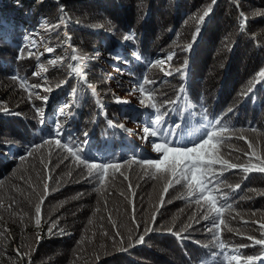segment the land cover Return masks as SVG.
Masks as SVG:
<instances>
[{
	"label": "trees",
	"instance_id": "16d2710c",
	"mask_svg": "<svg viewBox=\"0 0 264 264\" xmlns=\"http://www.w3.org/2000/svg\"><path fill=\"white\" fill-rule=\"evenodd\" d=\"M211 2L0 0V264H202L206 253L217 251L212 235L205 229L207 221L194 224L185 233L191 238L183 241L167 231L169 227L173 232L180 230L197 212V206L180 198L186 195L182 185L173 184L164 192V181L145 175L142 166L131 162L134 157L157 156L150 142L154 138H148L147 151L131 134L125 135L123 129L113 126L125 125L122 121L132 122L141 130L145 126L153 110L141 106L139 93L129 88L146 75L156 81L149 87L160 90L158 100L174 99L175 90L181 84L186 86L195 106L193 123L201 105L212 116H222L232 107L233 112L227 113L224 120L235 131L225 134L233 138L219 146L221 153L240 164L249 162L244 152L254 150L264 158V80H254L264 69V15H253L264 13V0H216L191 50L184 51L197 27V21L190 17L202 15ZM241 11L246 17L244 32L239 28ZM61 16L66 23L50 30ZM130 32L135 33L134 42L124 40ZM36 33L43 35L38 46L31 38ZM66 36L71 37L77 53L87 58V78L98 95L82 88L70 74L71 50L63 43ZM47 47L54 51L47 52ZM171 52L176 53L169 62L172 69L187 61L185 77L176 72L166 76L160 67L148 66ZM54 58L63 59L53 66L49 60ZM162 67L167 69L169 64ZM36 70L38 75H33ZM14 75L26 78L28 85L46 81L52 90L37 88L35 92L48 96L47 103L35 96L29 101L28 91L20 87V80L12 79ZM65 80L67 83L57 87ZM250 86L253 92L240 95ZM74 87L80 89L76 95L72 93ZM117 97H133L134 102L121 106L115 102ZM66 104L70 107L61 114L59 109ZM33 105L42 109L43 124L38 122ZM180 106L183 109V100ZM184 115L187 110L169 109L165 120L168 125L182 123ZM57 120L63 126L64 140L87 141L83 155L90 162L120 163L128 179L118 172L113 174L111 169L103 185L86 179L85 166L54 144L28 156L26 148L40 143ZM109 120L114 124L109 125ZM239 136L244 139L236 138ZM247 142L253 144V149H248ZM21 155L25 160L18 158ZM62 156L68 159L61 163ZM250 162L259 163L255 157ZM224 179L226 184H240L235 192L222 187L233 205L224 218L234 231L221 226V239L227 245L225 251H229L238 244L252 245L248 236L261 238L264 173L245 174L236 168L225 172ZM37 204L41 207L39 227L35 224ZM153 214L155 222L151 220ZM53 221L57 222L53 231L62 229L65 235L48 234ZM149 226L159 230L149 233L144 243L128 247L129 234L138 237ZM122 238L126 251L121 250ZM205 244L209 247H202ZM261 248L256 245L239 249L241 264L247 256H261L254 264H264Z\"/></svg>",
	"mask_w": 264,
	"mask_h": 264
},
{
	"label": "snow or ice",
	"instance_id": "6c2138e0",
	"mask_svg": "<svg viewBox=\"0 0 264 264\" xmlns=\"http://www.w3.org/2000/svg\"><path fill=\"white\" fill-rule=\"evenodd\" d=\"M216 0H212L211 4L203 11L202 15L194 14L190 19L197 21V27L195 33L192 36L191 42L184 45V51H190L193 43L196 40V36L199 34L201 28L200 26L205 21V18L213 11V5H215ZM238 6V5H237ZM60 11L63 13L64 9L61 6ZM253 15H264V13L256 12ZM239 28L241 32L246 31V17L245 14L241 11L239 13ZM66 23L64 16L59 18V23L51 25L50 30H56L61 28ZM187 23V21L185 22ZM126 42L135 41V33L130 32L124 36ZM71 37L66 36L65 41L68 45V48L71 50V55L69 57L70 63L68 64V69L70 74L77 78L81 82V86L86 87L94 95H98L96 86L88 81L87 78V64L86 57L77 53V50L70 43ZM22 51V50H21ZM46 51L52 53L54 48L47 47ZM32 55V53H29ZM111 55V54H110ZM133 55L139 60L141 56L138 53H133ZM176 55L175 52L169 53L164 60H155L149 62V67H160V70L164 72L166 76H171L173 72L179 73L181 77L186 76L187 71V61L179 67L172 69L170 63L173 57ZM22 58L18 56V59ZM119 59L117 55L115 57ZM63 58H54L49 60V64L55 66L61 62ZM164 64H169V68L165 69L162 67ZM46 71V69H43ZM33 75H38V73H33ZM135 75V74H130ZM13 80H20V87L25 88L28 91V99L32 100L33 96L37 99L43 100L45 103L48 101V96H40L38 92H35V89L42 88L43 91L49 92L52 89L46 86L45 84H34L28 85L27 79L24 77H19L14 75ZM255 82L259 83L264 80V69H261L256 76L254 77ZM67 83V81H61L57 87L62 84ZM156 81L149 79L146 75L137 79L136 84L133 87L134 92L139 93V104L143 107L150 108L152 113L149 115V119L145 121V126L142 128L143 136L141 139L148 141L149 137L154 138L150 142L152 143L153 150L158 155L151 157L145 155L140 159H135L131 161L132 163L139 164L143 167L145 175H151L153 179H159L165 182L164 192L168 191V188L173 186V184L182 185L186 190V195L181 196L182 199H187L189 204H195L197 206V212H194L190 217L189 221L182 226V228L176 232H173L172 227L167 228L168 232H172L178 239L181 241L190 239V235H185L189 233V230L193 229L194 224H200L202 221H207L205 224V229L208 233L212 235L213 241L216 243L217 251L206 253L205 259L202 261V264H209V258L211 259V264H241L242 254L239 252V249L246 248L250 246L260 245L262 246L261 252L264 253V223H261L259 230L261 231V238H255L248 236L247 239L252 241V245L247 244H238L235 248L225 251L227 245L221 239V226H223L227 231H234L229 227V222L224 218V213L230 211L233 205L229 202V194L222 191L223 188H228L232 192H235L236 189L240 188V184L237 183L235 186L226 184L224 179V173L232 169L240 168L243 173L247 174L252 171H258L264 173V158L257 155L253 150L251 153L244 152L243 155L249 157V162L247 164L234 163L231 159L225 158V156L220 151V145L225 144L227 140H231L233 137L231 135H225L230 131H235L230 128L229 124L224 120V116L227 113H232L233 108L229 107L226 113L222 116H212L208 112V109L200 106L199 112L195 114V122L193 123V109L195 106L192 104L190 97L188 96L187 88L184 84H181L179 88L175 90L174 99H157V93L159 89L156 87H149L150 85H155ZM27 85V87H26ZM80 89L73 88L72 93L76 95ZM253 92V87L250 86L247 88V91L240 93V95L247 96L249 93ZM161 95H167L166 93H161ZM184 101L183 109H181L180 101ZM116 103H128V101L121 100L119 97L115 100ZM98 103L102 102L98 101ZM69 105H64L59 109L61 114L69 108ZM35 109V116L38 119L40 124L44 123L43 120V111L41 108L33 105ZM165 109L164 111H161ZM169 109L174 111H184L187 110V115L183 116V122H173L171 125H168L165 117L169 114ZM7 112V109H4ZM18 115V113H16ZM112 121L109 120L108 124L112 125ZM124 131L130 132V129H127L126 126L121 123L116 125ZM84 136H87V132L84 133ZM64 130L60 121H54L53 126L48 130L47 135L42 137L40 143L31 144L26 148V154L31 156L34 151L44 147L45 145L51 146L55 145L56 148L61 150H66V152L74 158V161L78 164H82L87 169L86 179L95 180L97 184L103 185L104 179L108 176V170L111 169L113 174L119 173L124 177L125 180L128 177L122 172L121 164L116 162L108 163H94L90 162V159L83 155L84 148L83 144H86L87 141H82L76 143L71 139L64 140ZM238 139H244L243 136L236 137ZM248 149H253V144L247 142ZM228 156L231 157V152L228 153ZM251 157L259 162L258 164H251ZM21 161L25 160V156L21 155L18 157ZM61 163L63 160L68 159V156H62ZM239 159V157H236ZM218 166V167H217ZM71 175V173H69ZM113 179L115 176L113 175ZM45 192H47V184L44 185ZM129 189H131V183H129ZM100 191L98 187L96 189ZM254 191V190H253ZM123 195V193H120ZM14 202V201H13ZM43 200L41 199V204ZM11 208V205H9ZM36 219L35 224L39 227L40 204H37L35 207ZM255 213H253L254 215ZM235 219V217H232ZM152 222H155V214L151 217ZM134 221V218H133ZM91 223V221H90ZM247 223V222H245ZM57 222L53 221L48 228L49 235H65L62 229L54 232L53 229L56 228ZM139 228V225H136ZM158 228H153L151 226L146 227L144 231L138 236L133 237L129 234L128 247H134L137 244H142L145 241V237L153 232L158 231ZM236 234L241 235L238 230ZM107 235V233H104ZM119 235V233H117ZM37 240L39 241V233H37ZM82 241L78 242L82 243ZM121 245V250L126 251L127 249L123 247L124 240L123 238L119 241ZM103 247V245H101ZM204 248H208L209 245H202ZM18 252V250H17ZM19 254V252H18ZM99 257H97L98 259ZM261 256H247L244 260V264H254L255 261L260 260Z\"/></svg>",
	"mask_w": 264,
	"mask_h": 264
},
{
	"label": "rangeland",
	"instance_id": "374dc122",
	"mask_svg": "<svg viewBox=\"0 0 264 264\" xmlns=\"http://www.w3.org/2000/svg\"><path fill=\"white\" fill-rule=\"evenodd\" d=\"M32 39H34L35 41V45L34 46H38V45H40L41 43H40V41L41 40H43V35L42 34H40V33H36V34H34V36H32L31 37ZM163 60V59H162ZM37 72H39L38 70H36V73ZM129 90H130V92H132V93H134V91H133V87H130L129 88ZM123 100H125V101H128V103H118V105H126V104H130V103H132V102H134V98L133 97H124V99ZM101 102V101H100ZM122 122H124L125 123V126H126V128L127 129H130L131 131L130 132H127V131H124V134L125 135H127V134H131V137L132 138H134L135 139V142L137 143V144H139L140 145V147L142 148V149H144V150H147V151H150V149H146V146H148V145H146L147 144V142L148 141H142L141 140V138L140 137H142V134H143V132H142V130L139 128V126H135V124H131L132 122H126V121H122ZM116 123V122H115ZM114 124V123H113ZM114 127H117L116 126V124H114L113 125ZM119 128V127H118ZM143 142V143H142ZM156 155H158L157 153H156ZM232 229H233V227H231Z\"/></svg>",
	"mask_w": 264,
	"mask_h": 264
}]
</instances>
